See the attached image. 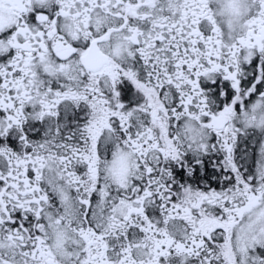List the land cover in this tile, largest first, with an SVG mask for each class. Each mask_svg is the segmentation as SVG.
<instances>
[{"label":"snow or ice","instance_id":"obj_1","mask_svg":"<svg viewBox=\"0 0 264 264\" xmlns=\"http://www.w3.org/2000/svg\"><path fill=\"white\" fill-rule=\"evenodd\" d=\"M0 264H264V0H0Z\"/></svg>","mask_w":264,"mask_h":264}]
</instances>
